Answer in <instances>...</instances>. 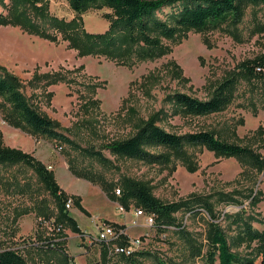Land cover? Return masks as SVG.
Here are the masks:
<instances>
[{"label":"rangeland","instance_id":"obj_1","mask_svg":"<svg viewBox=\"0 0 264 264\" xmlns=\"http://www.w3.org/2000/svg\"><path fill=\"white\" fill-rule=\"evenodd\" d=\"M50 7L58 17L73 18L65 1H51ZM102 14L103 11H92L83 16L88 32L103 33L108 29ZM259 26H264V8L250 6L238 24L205 33L191 30L173 39L162 38L170 48L169 53L139 62L133 68L102 55H80L61 35L58 42H51L18 27L0 26V65L18 76L25 94L39 110L69 130L67 135L82 147L101 150L113 141L128 139L135 133L139 119L148 120L165 110L159 123L171 133L212 131L264 156V139L257 133L264 130L260 82L251 85L242 80L231 104L208 116L175 115L170 112L172 104L168 101L169 96L178 92L207 100L241 63L264 55V31H259ZM58 72L73 81L69 85L42 87L47 81L43 76ZM36 75L42 80H34ZM0 134L6 146L33 154L54 172L58 186L72 202V217L85 233L82 236L67 225L54 224L59 212L55 200L31 169L0 166V249L28 245L24 254L30 264H210L206 246L211 218L204 209L198 208L193 213L182 210L174 215L182 229L206 247L201 256L193 257L185 235L178 228L159 230L155 221L152 226L147 225L144 215L136 217V211L144 209L135 202L126 209L103 190V181L115 191L122 189V182L131 179L150 188L164 204L194 200L196 196L209 202L232 251L252 264H260L257 242L250 243L244 236L242 222L237 223L229 216L246 208V216L252 214L262 220L252 223L253 228L264 231V197L256 206L246 202L248 189L256 187L255 192L264 191V171L258 172L251 163L216 155L207 147L185 145L182 154L164 148L149 149L164 154L166 160L159 163L118 158L102 150L112 161L102 164L67 145L8 125L1 111ZM16 182L24 187L23 192L18 191L21 187H16ZM117 195L121 193L117 191ZM226 195L245 202V206L224 200ZM40 207L51 218L39 215ZM144 214L155 219L154 214L146 211ZM105 225L119 237L109 241L107 263L98 241L99 231ZM116 225L123 229H117ZM122 236L127 238V246L139 243L132 249V260L127 258L130 255L116 253V248L122 246ZM64 238L62 251L33 247L46 239Z\"/></svg>","mask_w":264,"mask_h":264},{"label":"trees","instance_id":"obj_2","mask_svg":"<svg viewBox=\"0 0 264 264\" xmlns=\"http://www.w3.org/2000/svg\"><path fill=\"white\" fill-rule=\"evenodd\" d=\"M51 1L59 2L60 0H0V26L18 27L26 33L51 42H58V37L61 35L64 40L69 41L70 48L78 50L80 55H102L130 68L139 62L161 58L169 53L170 48L162 42V38L173 39L191 30L205 33L227 24H238L242 22L250 6L264 8V0H62L68 3L73 14V18L68 20L52 13ZM92 11H103L102 18L109 25L105 32L91 33L85 29L83 16ZM259 31L263 32L264 26H259ZM39 77L36 75L34 80L37 78L47 80L42 87L59 83L69 85L73 81L66 74L59 72L49 77ZM242 80L251 85H254L256 81L260 82L264 109V55H261L241 63L214 89L207 100L181 92L169 96L168 101L172 104L170 112L187 116H208L219 113L234 100L237 86ZM84 84L90 88L89 84ZM91 103L99 105L93 100ZM0 111L8 125L30 135L42 136L57 144L67 145L102 164L112 162L102 150H108L118 158L159 163L166 160L164 154L152 153L149 149L164 148L182 154L185 145H190L207 147L219 156L239 158L251 163L258 172L264 171V156L252 147L230 142L212 131L184 135L167 131L159 123L160 116L166 112L165 110L148 120L139 119V123L135 125V133L128 139L113 141L101 150H96L95 147H82L67 135L69 130L39 110L32 98L25 94L22 80L1 65ZM257 133L260 134V139H264V130L260 129ZM0 166L31 169L42 188L55 200L59 212L54 224H61L63 227L67 225L73 232L85 235L72 217L70 210L66 208L68 197L58 186L54 172L33 154L6 146L1 134ZM91 181L94 180L91 179ZM14 185L21 187L18 189L19 192L24 191V187L18 182ZM121 186L122 189L114 188V191L106 181L102 182L103 190L107 195L112 200L119 201L126 209L135 202L147 213L154 214L155 226L159 230L169 227L178 228L186 237L191 256H201L207 247L206 254L210 264H252L251 261L242 259L232 251V245L226 233L216 223L218 218L209 202L200 200V197L196 196L194 200L164 204L154 197L150 188L142 183L127 179ZM255 188L252 187L247 191L246 202H249V206L258 205L264 197V191L255 192ZM117 191L121 193V196L117 195ZM224 197V200L245 206V202L232 195ZM78 203L79 201L76 200L77 205ZM198 208L204 209L211 218L206 247L197 243L186 233L182 229L183 225L174 216L179 211L187 210L193 213ZM45 211L40 207L39 215H43L44 219L51 218V214H46ZM246 213L247 210L244 208L238 214L229 216L233 217L237 223L242 222L244 236L250 243L257 242L261 256L260 264H264V231L255 230L252 226V223H262V220L252 214L246 216ZM116 227L119 230L123 229V226L116 225ZM121 238L123 241L120 244L127 246V238L124 236ZM65 239H59V241L46 239L34 244L33 247L62 251V242ZM99 243L102 245V255L107 263L109 241H99ZM28 248L29 246L25 245L17 249H0V264H30L24 254ZM122 256L125 257V255ZM127 258L132 260V256Z\"/></svg>","mask_w":264,"mask_h":264},{"label":"built area","instance_id":"obj_3","mask_svg":"<svg viewBox=\"0 0 264 264\" xmlns=\"http://www.w3.org/2000/svg\"><path fill=\"white\" fill-rule=\"evenodd\" d=\"M260 70V69H259ZM118 194L120 195V192L118 191ZM66 208L70 210L72 208V202L68 201L66 204ZM121 211H124L122 207H120ZM146 219V224L152 226L154 224V216L151 215H145L143 210H137L136 211V217L143 216ZM118 235L115 233V231L109 227V226H103L101 227V230L99 231L98 234V241H110L111 239L116 240L118 239ZM138 242H133L132 245L130 246H119L116 248V253L120 255H125V256H131L133 251V247L138 246Z\"/></svg>","mask_w":264,"mask_h":264}]
</instances>
